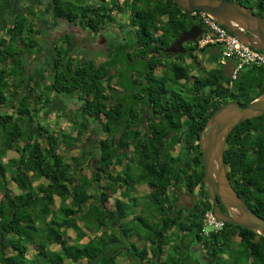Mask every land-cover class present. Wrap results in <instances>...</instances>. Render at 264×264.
Returning <instances> with one entry per match:
<instances>
[{"label": "trees", "instance_id": "obj_1", "mask_svg": "<svg viewBox=\"0 0 264 264\" xmlns=\"http://www.w3.org/2000/svg\"><path fill=\"white\" fill-rule=\"evenodd\" d=\"M30 1L4 0L0 3V29L5 32L0 37V264H124L120 257L125 256V251L121 247L132 251L127 252L132 263H140L146 252L125 242L127 231L123 222L133 219L144 223L146 232L143 237L150 241L154 258H159L162 246L169 239L167 234L175 227L194 233L196 241L208 252L206 264H222L220 259L225 247L230 250V244H236V237L239 249L228 256L232 263L264 264V236L256 231L224 222L219 231L203 234L204 214L212 209V204L202 179L199 147V133L215 109L229 100L244 105L264 92L260 89V72L264 74V69L246 66L234 80L232 75L226 77L220 68L213 69L205 77H198L195 97L179 95L182 106L187 105V109L192 110V121H184L182 114L173 113L172 102L168 101L171 95L177 94L174 89L150 91L148 102L156 104L153 109L165 102L169 107L168 114H164L166 120L162 124L151 122L146 138H132L131 134L139 125L135 126L134 122L131 131L130 122L125 126L122 120L117 126L122 135L116 139L113 135L116 129L114 112H119L121 103L114 109L112 92L106 90L112 77L109 67L114 61L107 60L106 64L97 67L92 59L78 57L76 50V53L72 52L75 46L70 36L46 38L44 19L37 28V9H42V15L50 11L49 16L53 19L50 26H81L88 33L93 32V40L95 35L103 33L110 41L116 34L111 29L122 25L117 16L127 15L132 26L137 28L133 31L127 29L126 33H133L141 40V55L155 50L151 44L160 39L154 36L156 31H162L165 40L172 39L195 23L196 14L183 10L173 0H32L29 5ZM234 1L250 7L247 1ZM257 3L262 6L264 0H257ZM22 5H26L25 10H21ZM31 5L32 8H27ZM75 34H72L73 38L77 36ZM80 34L78 32V36ZM43 36L44 40L40 38ZM213 46L218 48L217 45L208 47ZM45 48L46 63L38 69L52 70L46 79H51L48 83L51 92L46 98L45 93L36 91L31 81L28 83L32 74L27 60L33 56L34 50L42 52ZM209 48H203L202 54H207L205 51ZM119 49L127 51L128 47L124 45ZM220 54L221 49L216 53L209 52V58L217 62ZM123 59L120 61L124 62ZM196 64L199 66L198 62ZM170 70L171 73L167 70L162 76L164 83L175 84L186 77L184 67H170ZM245 72L253 74L255 79L257 75L259 80L254 83L258 89L254 83L245 80ZM123 74L125 77V71ZM104 76L106 85L101 81ZM156 79L153 77V84ZM224 83L227 87L223 86ZM203 90L211 92L208 99H204ZM52 93L55 105L67 101H61L55 94L70 97L67 102L76 103V108L92 122L80 120L61 130L57 129L58 123L55 129L45 127L39 119L46 116L44 113L38 116V112L40 115L47 100L53 97ZM258 117L250 120L255 121ZM244 122L249 120L236 125L226 140L231 144L224 150L223 161L230 166L231 172L227 175L231 181H238V140L244 131L241 128ZM91 124L95 126L94 133L83 139V133L90 130ZM187 125L191 126L192 136L188 134L177 155H171L180 130ZM171 128L175 134L174 140L170 141L167 131ZM98 131L102 132L99 136ZM60 141L64 143L63 149H60ZM130 143L134 147L133 160L138 165L135 169H139L136 172L129 171L130 167L123 164ZM72 148L77 153L70 155ZM9 150H14L17 156L3 164L2 159ZM117 165L123 169L121 173L113 174ZM85 167L92 169L89 175L83 173ZM6 172L11 174V180L19 189L15 195L6 188ZM34 181H38L37 184ZM138 183L150 187V192L143 198L148 200L144 203H148L130 217V190ZM182 185L187 192H196L198 202L190 209L178 204V191ZM121 187L120 197L112 199L116 189ZM56 198L58 203L53 209ZM148 212L157 214L159 220L156 224L144 220L143 213L147 216ZM116 228L119 234L114 232ZM69 231L74 234L72 241ZM152 260L147 264H153Z\"/></svg>", "mask_w": 264, "mask_h": 264}, {"label": "flooded vegetation", "instance_id": "obj_2", "mask_svg": "<svg viewBox=\"0 0 264 264\" xmlns=\"http://www.w3.org/2000/svg\"><path fill=\"white\" fill-rule=\"evenodd\" d=\"M20 1V0H19ZM32 1V0H31ZM29 2L30 4L33 2ZM35 15V20L38 24L37 28H40L42 25L41 19L43 20V26L45 27V35L47 34L46 38H54L56 36H62L65 35L70 36V40L72 45L75 47L77 45H84L87 41L93 40V32H89L88 38L83 36V40L76 41L75 39L77 37H80L81 34L78 36V32H88L84 29H81V26H73L71 27L70 24L68 25H61V28H58L57 26L52 27L50 26V20H53L50 18L49 13L50 11H46V14H43L42 9H37ZM198 11H193L192 13ZM43 17H42V16ZM119 16V15H118ZM117 16V17H118ZM9 19V17H7ZM195 23H197L201 28V33L197 36H191L190 39H187L181 43L177 42L172 48V44L178 39V36L170 39L164 38V35L162 31L158 30L154 34L155 37H160V39L155 40L152 42L151 46L155 48V50L151 51V53H148L146 55H141L139 53V49L142 48L141 40L136 37L135 34L132 33L128 34L126 33L127 29L130 31H133L137 27L132 26L130 22V18H127L125 22H121V26H117L116 28L113 27V32L115 31L116 34H114L109 41L108 36H104L102 33H98L97 36L94 37V43H97L98 46L95 49H91V46H86V52L84 56L77 52L78 57H82L85 59H92L95 63V66L101 67L102 65L106 64L107 60H112L113 65L109 67V74L112 76L108 88L106 87V90H109L112 92L111 94V103L113 105V108L116 109L117 105L120 104L119 112H114V126L116 127L115 131L113 132V135L116 139H119L122 135V131L117 129V126L120 121L124 120V125H129L128 122H130L131 125H129V129L132 131V125H134V122L136 123L135 126L139 127L135 129L134 134L132 138H146L148 137V132H146L149 128V125L151 122H159L163 123L166 118L164 114H168V108L165 106L166 102L163 97L164 93H162V98L164 99L163 102L164 105L161 107H154L156 104L152 101V103L148 102L149 99V92L156 90L160 91L165 89H174L175 92L178 94H173L170 97V94L167 95V99L170 97L168 102H172V109L173 113L179 116V114H182L181 119L184 121H192V110L187 109V105H183L180 102V96H187L192 99V97L196 96V90H197V83L196 79L199 76L200 68L204 70V73L210 74L213 69H223L224 75L228 77L229 75H232L231 72V64L227 62L228 60H225L223 63L218 62L221 58V54L217 59L218 64L216 67L214 66V61L209 58V52L205 51L207 54H202V51L208 49V46L215 45L208 42H201V39L203 37V34L206 32L205 27L202 25L200 20L198 19L196 15ZM194 24V23H193ZM191 24L189 28L193 25ZM189 28L186 30L188 31ZM78 30V31H77ZM77 33H76V32ZM184 31V32H186ZM183 32V33H184ZM76 33V34H75ZM50 34V35H48ZM72 34L77 35V37L73 38ZM44 36L41 37L42 40H44ZM166 42V44H164ZM140 43V44H139ZM88 44V42L86 43ZM127 46V51H120L121 46ZM85 46V45H84ZM79 47V46H78ZM171 48L172 50L166 51V49ZM203 48H205L203 50ZM219 49L221 47L218 46ZM95 50V52L93 51ZM46 51V48L44 51L39 52L34 50L33 58L38 60L39 58L43 59L44 53ZM197 51V52H196ZM197 53H200L204 59L206 57L205 65L200 62V59L197 57ZM212 53V52H210ZM222 53V49H221ZM122 58L124 62H121L120 60ZM195 61V62H194ZM199 66L196 64L197 62ZM207 64V65H206ZM124 65V67H123ZM43 66V63H42ZM175 66H181L184 67L186 70V77L183 79H179L175 84H173L170 81H167L166 83L163 82L162 76L166 73L168 70L169 73H171L170 67ZM209 66L210 68H207ZM40 67V66H39ZM36 70H29L30 75L28 79V83H30L31 79L35 76L36 73H39L41 69L36 68ZM206 69H209L207 71ZM125 71V77L123 72ZM44 72V71H43ZM48 73H51L52 70L47 69ZM240 71H238L235 75V77L232 79H236L238 77ZM203 73V74H204ZM153 77L157 78L156 82L153 84ZM34 79V78H33ZM104 85L107 84V79L104 76L101 80ZM232 81V80H231ZM32 83V82H31ZM232 83V82H230ZM39 86V84H37ZM36 88V85H34ZM223 86L227 87V84L224 83ZM43 87V88H42ZM41 88L45 89V83L43 84ZM130 91V92H128ZM199 94H202V91L199 92ZM180 95V96H179ZM203 97L204 99H208L209 95H211V92H206L203 90ZM66 101V100H65ZM58 102L57 109L54 111L55 117L58 118H66L67 120H72V124H77L80 120H87L88 123L92 122L91 118L89 116L83 115L80 112V109H77V104L74 102L68 103L67 105H64L66 102ZM190 105L192 107V102H190ZM55 107V108H56ZM53 108V109H55ZM178 110V111H177ZM177 111V112H175ZM57 115V116H56ZM261 115L256 116L258 117L255 121H252L250 119L249 122H244L241 125V128L244 130L241 133V136L238 140V148H239V162H238V169H237V177L238 181H231L229 178V181L233 187V189L236 191V193L240 196V198L246 203V205L254 211L256 214L262 216L264 218V117H260ZM255 118V117H252ZM67 126V125H66ZM94 125H89L90 130L87 131V136L94 133L92 129L94 130ZM203 129V128H202ZM201 129V131H202ZM123 130V129H122ZM200 131V132H201ZM97 135H101L102 132H96ZM95 133V135H96ZM129 133H127L128 135ZM168 140H174V134L175 132L171 129H168ZM191 135V126L187 125V127H184L180 130L178 134V141L177 143H174L171 152V155H177V152L180 149V144L186 143V139L188 138L187 135ZM200 135V133H199ZM227 140V139H226ZM230 142L225 143L224 150L230 147ZM186 145V144H184ZM133 145L130 143L128 147L126 148V156H124L123 164H127L128 168L130 167L129 171H138V165L136 164V161L133 160L134 154H133ZM224 154V152H223ZM225 165V164H224ZM90 169V168H89ZM123 167L121 165H117L113 168L112 173H121V170ZM226 172L230 171V166L225 165ZM263 169V170H262ZM92 169H90L91 172ZM181 188H184L183 185L180 187L178 191V204L181 201V205L187 209H190L194 206L195 203L198 202V198L189 202H185L182 200V195L190 197L189 192H181ZM147 189V192H141V190ZM123 190V187L117 188L114 194L112 195V199L120 197V193ZM206 190V186H205ZM141 192V194L139 193ZM150 192V187L146 183H138L134 184L132 186V189L130 190V196L131 198L134 197L137 206L141 207L139 210H141L143 207L139 205L140 200L143 199L148 193ZM194 193V192H193ZM193 193H191L193 195ZM206 193L208 195V192L206 190ZM196 195V193H195ZM209 197V195H208ZM193 198V197H192ZM196 198V196H195ZM210 199V197H209ZM211 201V199H210ZM212 204V201H211ZM146 206V205H145ZM218 206L220 210L224 213H228L226 207L222 205V203L218 200ZM213 207V204H212ZM213 213V208L209 210Z\"/></svg>", "mask_w": 264, "mask_h": 264}, {"label": "water", "instance_id": "obj_3", "mask_svg": "<svg viewBox=\"0 0 264 264\" xmlns=\"http://www.w3.org/2000/svg\"><path fill=\"white\" fill-rule=\"evenodd\" d=\"M186 11L200 10L243 42L264 51V16L234 0H173ZM201 33L194 23L170 46ZM166 51L172 50L171 48ZM264 114V92L241 105L229 100L211 114L199 135L202 179L213 204V214L225 223L247 228L264 236V218L252 211L233 189L225 169L223 152L228 134L244 120ZM218 200L228 213L218 206Z\"/></svg>", "mask_w": 264, "mask_h": 264}, {"label": "rangeland", "instance_id": "obj_4", "mask_svg": "<svg viewBox=\"0 0 264 264\" xmlns=\"http://www.w3.org/2000/svg\"><path fill=\"white\" fill-rule=\"evenodd\" d=\"M241 1H243V0H241ZM244 1H247V3L249 4V6L252 8V10H254V11H256V12H258V13H260L261 15H263L264 16V5H262V6H258V3H257V0H244ZM20 2L21 3H23V0H20ZM0 3H4V0H0ZM29 5H30V3H28ZM27 5V4H26ZM26 5H22L20 8H21V10H23L24 8H26L25 6ZM24 7V8H23ZM33 7V5H31L30 7L29 6H27V8H32ZM25 10V9H24ZM38 11V10H37ZM128 14V13H127ZM122 15H124V14H122ZM127 18H129L127 15H125V16H118V21H120V22H125L126 21V19ZM83 32V31H82ZM81 32V36L80 37H77L75 40L76 41H78V40H83V36L84 35H87L88 34V32H84V33H82ZM2 35H5V32L3 31V30H1L0 29V37L2 36ZM47 35V34H46ZM34 35H30V37H33ZM41 38V37H40ZM37 39H38V37H37ZM88 42V44H86ZM84 45H77V47H74L73 48V53H76V51L77 52H79V53H81L83 56H84V54L85 53H87L86 52V46H91L90 48L91 49H95L96 50V48H97V46H98V44L97 43H94V41H92V40H89V41H87ZM38 45H39V43H38ZM79 46V47H78ZM38 47V46H37ZM39 49L41 48V47H38ZM212 48H215L214 46L212 47ZM76 50V51H75ZM95 50H93L94 52H95ZM219 51V48H215V49H213L212 50V53H216V52H218ZM197 52V51H196ZM76 55H77V53H76ZM197 57L200 59V62L201 63H203L204 65H205V62L207 61L206 60V57H204V59H203V57H202V55L200 54V53H197ZM28 62H30V64H29V67H28V70H34L35 68H38V66H41L42 65V63L44 62L43 60H41V59H38V60H36V61H34L33 60V57L31 56V57H29L28 59ZM218 64V62H216V60H214V66H213V68L214 67H216V65ZM44 65V64H43ZM207 65V64H206ZM233 67L234 66H232V68H231V72H232V70H233ZM207 68H210L209 66H207ZM207 71H209V69H206ZM200 74H199V76L200 77H205V76H207L205 73H204V70L203 69H201L200 68V72H199ZM204 73V74H203ZM258 73V72H257ZM260 75H261V83H262V85L260 86V89H264V74L263 73H261L260 72ZM255 76L253 75V74H251V73H248V72H245V76H244V78H245V80L247 81H251L252 83H254V81H257V80H259L258 78H257V75H256V79L254 78ZM254 85H256V83H254ZM256 88L258 87L257 85L255 86ZM258 89V88H257ZM259 89V90H260ZM55 95H57L58 96V99H61V101L62 100H70V97H67V96H65V97H63V95H61V94H55ZM69 102H67V103H64V105H67ZM45 110H46V107L44 108ZM45 110H43V112H41V113H44L45 112ZM48 115H50V113L48 114ZM48 119H39V121L41 122V123H43L44 125H45V127L47 126V127H49V126H51V127H53V128H51V129H55L54 127H57L56 126V123H58L59 122V124H60V126L62 127V129H65V128H67V127H71V126H73V124H72V120H67L66 118H63V119H61L60 120V118H58V117H52V116H48L47 117ZM33 125V124H32ZM67 125V126H66ZM59 127H57V129H58ZM50 129V128H49ZM61 129V128H60ZM53 131V130H52ZM33 133H34V130H33ZM72 135H74V132L72 133ZM87 135V132H85V133H83V139L85 138V136ZM63 145H64V143L62 142V141H60L59 142V146H61V148L60 149H63ZM76 154L77 153V151H75V149L74 148H72L71 149V151H70V155L71 154ZM17 156V153L14 151V150H9V151H6V153H5V156L3 157V159H2V163L3 164H6L7 162H8V160L9 159H11L12 157H16ZM83 173L84 174H86V175H89L90 174V169H89V167H85L84 169H83ZM10 173L9 172H6V174H5V178H6V183H7V185H6V188H7V190L12 194V195H15V194H17L18 192H19V189H18V187L16 186V184L11 180V178H10ZM37 182L38 181H34L33 183L34 184H37ZM146 190L147 189H143V190H141V192H146ZM182 190H183V192H186V190H185V188H181V192H182ZM141 192L139 191V193L141 194ZM1 196H2V193L0 192V198H1ZM182 197V200L183 201H185V202H189V201H192V197H188V196H184V195H182L181 196ZM56 202H55V205L53 206V209H55L56 208V205H57V203H58V199L56 198V200H55ZM145 201H148V200H145V199H141L140 200V202L141 203H139V205H141L142 207H143V205H146L148 202H146V203H144ZM179 204L181 205V201L179 202ZM139 208H141V207H139V206H135V204L134 205H132L131 204V211H130V217H132V215L133 214H137V213H139ZM143 216H145L146 218H144V220L148 223V219H149V221H152V222H155V224L158 222V220H159V218H157L158 216H157V214L156 213H154V212H148L147 213V216H146V213L144 214L143 213ZM130 217H129V219H130ZM124 224H123V226H124V229H126V231H127V238H125V242L127 243L126 245H130V244H133V245H138L135 241H136V239L137 240H143L144 239V234H145V232H146V228H145V226H144V223H140L138 220H128V221H125V222H123ZM203 227H204V231H205V235H208V234H210L211 232H213L215 229H214V227H213V225L212 224H209V223H206L205 221L203 222ZM106 230H107V232L109 231L107 228H106ZM118 230V228H116V229H114V232L116 233V234H119V231H117ZM219 231V230H218ZM68 235L70 236V240L72 241L73 240V238H74V234H73V232L72 231H69L68 232ZM238 238H236V244H230L231 245V247H230V250L228 249V248H226L225 247V249H226V251L224 250V254H222L223 255V258L222 259H220V261L222 262V264H234V263H232V260H230L229 259V255L231 256L232 255V253L234 254V251L235 250H238L239 249V245H238V240H237ZM135 245V246H136ZM143 246H138V251H142L141 250V248H142ZM171 254V256L172 255H174V253L173 252H171L170 253ZM121 257H122V255H121ZM218 259V258H217ZM240 264H249V262H243V263H240Z\"/></svg>", "mask_w": 264, "mask_h": 264}, {"label": "crops", "instance_id": "obj_5", "mask_svg": "<svg viewBox=\"0 0 264 264\" xmlns=\"http://www.w3.org/2000/svg\"><path fill=\"white\" fill-rule=\"evenodd\" d=\"M75 37H77V36H74V38ZM213 49H215V48L210 47L208 52H212ZM39 59H41V58H39ZM33 60L36 61V59H34V58H33ZM41 60L44 61L43 64L46 63L45 57H43V59H41ZM227 62H229L231 64V66L235 65V62L232 60H228ZM34 70L37 71L36 68ZM48 74L49 73L47 72V70H45L44 72L40 71L39 73L35 74V76L33 77L34 79L33 78L31 79V82H32L31 84L36 85V91L45 93V98L51 92V89L48 86V83H50L51 79L49 78L48 79L49 81L46 80L47 77H49ZM44 83H45V89L43 90L42 86ZM37 84H39V86ZM52 96L53 97H50L47 100L46 106H44V107H46V110L43 109V110H45L44 114L46 117L43 119H48L47 118L48 116L55 117L54 111L57 109L56 106H58V105H55V103H54V93H52ZM45 98L43 99L44 102H45ZM41 105H42V102L38 106L40 107ZM53 108H55V109H53ZM43 110L41 109L40 111L43 112ZM41 112H40V115L38 112V116H41L43 114ZM49 113H50V115H48ZM61 119H63V118H60V120ZM58 124H59V122H58ZM59 126H60V124H59ZM60 128L62 129L61 126L59 127V130H61ZM182 192H183V190H182ZM195 193L196 192H194L193 195L190 193V197H193L192 200L197 199V198H195V196H196ZM134 201H135V198L132 197V200H131L132 205H134ZM167 235H168L169 239L167 240V243L162 246L163 251L161 254H159V258L158 257L154 258L153 250L151 251V249H150V241L144 240V239L143 240L142 239L141 240L136 239L135 242L138 245L135 244L136 246L135 245L134 246L137 249H138V246H143L141 248V250L142 251L144 250L146 252L145 259H143L140 263H134V262L132 263V260L130 259V257L127 254L128 251L131 253H132V251L128 250V249L125 250L121 247V250L125 251V256L120 257L121 261H123L124 264H130V263L131 264H147L148 261H151L153 259V260H155V261L152 260L153 264H160V263H164V264H206L207 258L209 256L208 252H206L203 249V247L200 245V243H198L196 241V238H195V235L193 232H189L187 230H182V229L174 227L169 231V233ZM125 248H127V247H125ZM171 251L174 252V255H175V256L172 255V256H174L173 258H171V255H170ZM185 258H186V261H184Z\"/></svg>", "mask_w": 264, "mask_h": 264}, {"label": "built area", "instance_id": "obj_6", "mask_svg": "<svg viewBox=\"0 0 264 264\" xmlns=\"http://www.w3.org/2000/svg\"><path fill=\"white\" fill-rule=\"evenodd\" d=\"M195 14L206 29L201 42L204 41L221 47L222 53L218 62L223 63L225 60L235 62L232 70L233 78L238 71L246 66H256L264 69V51L243 42L203 11L194 12ZM204 216L206 223L213 225L214 232L223 228L224 221L216 218L211 211H207ZM202 232L205 234L204 227H202Z\"/></svg>", "mask_w": 264, "mask_h": 264}, {"label": "clouds", "instance_id": "obj_7", "mask_svg": "<svg viewBox=\"0 0 264 264\" xmlns=\"http://www.w3.org/2000/svg\"><path fill=\"white\" fill-rule=\"evenodd\" d=\"M194 11H196V10H194ZM200 11V10H199Z\"/></svg>", "mask_w": 264, "mask_h": 264}]
</instances>
